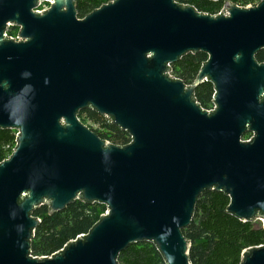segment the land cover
Wrapping results in <instances>:
<instances>
[{
    "label": "water",
    "instance_id": "95a60500",
    "mask_svg": "<svg viewBox=\"0 0 264 264\" xmlns=\"http://www.w3.org/2000/svg\"><path fill=\"white\" fill-rule=\"evenodd\" d=\"M43 3L50 9L40 13ZM228 16L175 0H113L79 19L76 0H0V130L17 132L0 164V264H119L153 244L165 264H192L183 231L207 191L264 228V0ZM20 29L19 42L8 37ZM208 60L190 86L170 77L188 54ZM204 83L214 110L196 102ZM93 111L130 136L101 140ZM250 135L249 142L244 141ZM106 207L86 235L51 257L31 255L42 206ZM241 264H264V246Z\"/></svg>",
    "mask_w": 264,
    "mask_h": 264
},
{
    "label": "trees",
    "instance_id": "16d2710c",
    "mask_svg": "<svg viewBox=\"0 0 264 264\" xmlns=\"http://www.w3.org/2000/svg\"><path fill=\"white\" fill-rule=\"evenodd\" d=\"M113 0H76L79 19L110 3ZM181 6H191L199 13L218 14L227 2L246 8L255 6L262 0H175ZM9 36L14 35L11 30ZM208 57L204 53L188 54L179 63L172 65L171 75L190 86L197 79ZM264 63V51L256 56ZM196 102L206 111L212 110L214 88L210 83L202 84L194 94ZM80 122L88 127L101 140L116 146H126L130 136L114 127L110 119L101 117L93 111H82ZM245 135L244 140H249ZM17 132L0 130V164L7 160L16 147ZM230 199L222 193L207 191L198 200L194 218L183 235L191 243L192 264H241L245 251L264 246V228L255 222L243 223L228 213ZM42 206L33 212V217L41 223L31 242V255L35 258L51 257L61 251L68 243L86 235L100 221L106 212L101 204H85L77 200L65 211L49 214ZM119 264H165L157 248L150 243L133 245L118 259Z\"/></svg>",
    "mask_w": 264,
    "mask_h": 264
},
{
    "label": "rangeland",
    "instance_id": "374dc122",
    "mask_svg": "<svg viewBox=\"0 0 264 264\" xmlns=\"http://www.w3.org/2000/svg\"><path fill=\"white\" fill-rule=\"evenodd\" d=\"M250 6H252V5H250ZM249 7V6H248ZM247 8V7H246ZM48 9H50V4H48V3H43L42 5H41V7L38 9L39 11H43V10H48ZM10 30H11V32L14 34V35H12L14 38H17L18 37V35H19V32H20V29H16V28H10ZM212 108H214V106H213V104H212ZM244 140V139H243ZM244 141H247V140H244ZM255 225L256 226H262V222L261 221H259V220H257L256 222H255Z\"/></svg>",
    "mask_w": 264,
    "mask_h": 264
},
{
    "label": "built area",
    "instance_id": "2783aa9c",
    "mask_svg": "<svg viewBox=\"0 0 264 264\" xmlns=\"http://www.w3.org/2000/svg\"><path fill=\"white\" fill-rule=\"evenodd\" d=\"M260 3V2H259ZM258 3V4H259ZM257 4V5H258ZM257 5H255V6H257ZM45 11H47V10H43V11H39L40 13H43V12H45ZM221 14H223V15H225V16H228V12L223 8L218 14H216V15H221ZM7 35H8V37L9 38H11L12 40H14V41H16V42H19L20 41V39H19V35H18V37L17 38H14V37H11V36H9V34L7 33ZM169 75H170V77L171 78H173V79H175L172 75H171V73H169ZM175 80H177V79H175ZM214 110V108L212 109V110H210V111H213ZM248 142H249V140H247ZM14 152V151H13ZM13 154V153H12Z\"/></svg>",
    "mask_w": 264,
    "mask_h": 264
},
{
    "label": "flooded vegetation",
    "instance_id": "af4514ba",
    "mask_svg": "<svg viewBox=\"0 0 264 264\" xmlns=\"http://www.w3.org/2000/svg\"><path fill=\"white\" fill-rule=\"evenodd\" d=\"M9 31H10V29H9ZM9 31H8V32H9ZM8 32H7V33H8Z\"/></svg>",
    "mask_w": 264,
    "mask_h": 264
}]
</instances>
